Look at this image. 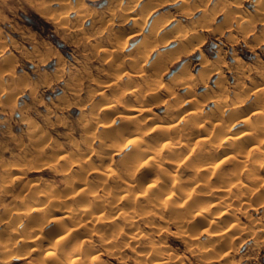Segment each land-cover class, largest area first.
I'll use <instances>...</instances> for the list:
<instances>
[{"label": "clouds", "instance_id": "1", "mask_svg": "<svg viewBox=\"0 0 264 264\" xmlns=\"http://www.w3.org/2000/svg\"><path fill=\"white\" fill-rule=\"evenodd\" d=\"M0 264H264V0H0Z\"/></svg>", "mask_w": 264, "mask_h": 264}]
</instances>
